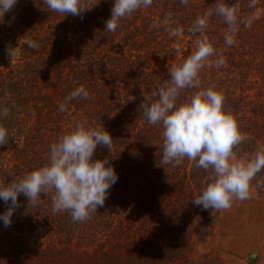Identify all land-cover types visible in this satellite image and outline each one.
Returning a JSON list of instances; mask_svg holds the SVG:
<instances>
[{
    "label": "trees",
    "instance_id": "trees-1",
    "mask_svg": "<svg viewBox=\"0 0 264 264\" xmlns=\"http://www.w3.org/2000/svg\"><path fill=\"white\" fill-rule=\"evenodd\" d=\"M217 2L188 0L185 7L180 0H153L151 7L122 19L114 33L105 29L114 0H99L82 16L51 12L43 0H17L4 14L0 112L7 107L9 113L0 124L10 137L0 145V184L44 165L50 144L84 120L110 133V149L98 145L93 159H107L118 179L103 207L85 222H73L67 212L53 214L52 193L41 194L36 207L19 194L11 225L0 221V264H205L193 262L189 253L211 233L218 211L192 201L213 174L187 159L175 167L162 165L161 129L147 123L139 105L169 78L172 64L196 50L201 36L189 28ZM223 2L239 4L241 17L257 19L251 27L239 25L235 43L227 46V25L219 16L210 18L205 34L217 52L213 59L223 56L227 63L202 69L201 87L215 85L224 92V108L246 136L238 158L247 161L264 148V0L254 8L250 0ZM168 14L183 28L179 38H170L163 26ZM28 40L38 49L29 48ZM10 50L16 54L10 56ZM80 85L89 99L59 111ZM252 184L264 193V170ZM10 204L0 200V214Z\"/></svg>",
    "mask_w": 264,
    "mask_h": 264
},
{
    "label": "clouds",
    "instance_id": "clouds-1",
    "mask_svg": "<svg viewBox=\"0 0 264 264\" xmlns=\"http://www.w3.org/2000/svg\"><path fill=\"white\" fill-rule=\"evenodd\" d=\"M17 0H0V23L6 12L13 10ZM51 12L82 16L83 12L99 3V0H43ZM153 0H114L111 16L105 23L107 32L114 33L122 19L140 10L152 6ZM185 7L188 0H180ZM257 0H250L249 7L254 8ZM240 5L229 6L218 0L213 9L199 15L189 31L199 33L196 50L179 63L172 64L169 78L158 83L151 97L144 96L139 105L142 115L150 125L158 126L162 136V165L179 166L187 159L194 166L205 171L211 170L213 179L193 199V203L205 210L228 211L235 201L251 198L252 181L264 170V148L258 149L247 161L238 159L237 149L245 141L238 119L224 108L225 94L215 85L201 87L200 73L205 67L220 68L226 66L223 56L217 57L213 42L205 34L209 20L219 16L227 25L224 42L227 46L235 43L239 25L247 27L257 19L254 15L241 17ZM163 26L170 38H179L183 33L168 14ZM29 48L38 49L33 41L25 42ZM12 50V49H11ZM10 50L9 55H15ZM179 51V44L176 46ZM195 90L186 99L181 94ZM89 99V92L80 85L60 102L59 111L68 110L71 101ZM134 99L130 97L128 100ZM9 109L5 107L0 117H7ZM9 131L0 124V145L7 143ZM112 137L101 127H92L86 120L75 123L72 129L61 135L49 146L47 162L27 172L10 184H0V200L5 204L11 201L7 210L0 214L4 227L11 225V217L19 207L18 195L26 196L29 203L38 206L41 194L51 196V211L67 212L73 222H85L98 207H103L110 188L118 176L107 159H93L97 146L112 145ZM257 187L261 182H257Z\"/></svg>",
    "mask_w": 264,
    "mask_h": 264
},
{
    "label": "rangeland",
    "instance_id": "rangeland-1",
    "mask_svg": "<svg viewBox=\"0 0 264 264\" xmlns=\"http://www.w3.org/2000/svg\"><path fill=\"white\" fill-rule=\"evenodd\" d=\"M217 216L211 233L189 253L193 262L264 264V193L259 194L253 185L250 199L235 201L230 210L218 211Z\"/></svg>",
    "mask_w": 264,
    "mask_h": 264
},
{
    "label": "water",
    "instance_id": "water-1",
    "mask_svg": "<svg viewBox=\"0 0 264 264\" xmlns=\"http://www.w3.org/2000/svg\"><path fill=\"white\" fill-rule=\"evenodd\" d=\"M253 256V253H250L249 255H248V257H252Z\"/></svg>",
    "mask_w": 264,
    "mask_h": 264
}]
</instances>
